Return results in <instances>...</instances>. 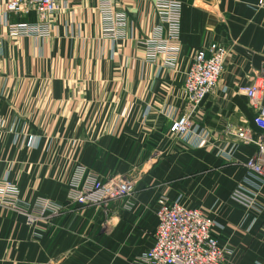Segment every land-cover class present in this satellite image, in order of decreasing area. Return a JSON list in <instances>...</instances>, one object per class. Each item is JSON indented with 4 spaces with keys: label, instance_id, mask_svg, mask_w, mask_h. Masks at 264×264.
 <instances>
[{
    "label": "crops",
    "instance_id": "crops-1",
    "mask_svg": "<svg viewBox=\"0 0 264 264\" xmlns=\"http://www.w3.org/2000/svg\"><path fill=\"white\" fill-rule=\"evenodd\" d=\"M157 0H116L123 32H103L101 0H60L47 36L15 35L16 13L0 0V180L19 198L66 204L32 224L0 205V264H144L156 227L157 199L182 195L215 219L223 264H264V181L246 206L231 197L244 161L264 132L245 95L264 60V6L257 0H179L180 52L168 65L146 60L145 39L159 19ZM223 44L224 68L213 91L191 107L183 94L198 49ZM187 135L170 132L182 115ZM100 178L140 172L132 195L106 212L69 201L76 164ZM197 205V206H195Z\"/></svg>",
    "mask_w": 264,
    "mask_h": 264
},
{
    "label": "built area",
    "instance_id": "built-area-1",
    "mask_svg": "<svg viewBox=\"0 0 264 264\" xmlns=\"http://www.w3.org/2000/svg\"><path fill=\"white\" fill-rule=\"evenodd\" d=\"M116 0H101L103 32L112 38L123 32L124 15L116 10ZM259 7L264 0H257ZM8 11L35 13L32 21L10 26L12 34L47 36L51 31V18L60 8V0H9ZM181 2L179 0H157L156 13L159 23L151 37L144 40L146 60L155 62L160 54L166 64L177 61L180 52ZM226 47L211 42L198 49L186 70L183 94L191 107L201 102L213 91L224 68ZM245 95L253 109V123L264 132V60ZM192 120L184 114L170 125L174 135H187L192 131ZM246 142H254L258 153L247 158L243 166L245 174L235 187L232 198L244 204L252 203L264 181V142L252 141L244 131L237 134ZM134 180L127 176H111L103 179L92 169L78 165L74 168L69 201L78 206L106 205L128 197L133 192ZM0 205L24 214L27 224H32L47 213H58L64 209L61 203L39 199L32 204L20 200L17 188L8 180H0ZM157 224L150 249L142 255L144 264H223L231 250L219 244L214 227L215 220L200 208L183 205L179 200L161 196L155 210ZM229 249V250H228Z\"/></svg>",
    "mask_w": 264,
    "mask_h": 264
},
{
    "label": "rangeland",
    "instance_id": "rangeland-1",
    "mask_svg": "<svg viewBox=\"0 0 264 264\" xmlns=\"http://www.w3.org/2000/svg\"><path fill=\"white\" fill-rule=\"evenodd\" d=\"M78 165H83L82 163H78V164H76L75 165V167L76 166H78ZM84 166V165H83ZM74 167V168H75ZM89 168V167H88ZM91 169V168H90ZM93 170V169H92ZM140 172H133V173H129L127 176H129V177H131L135 182H134V187H133V192L131 193V195L134 193V191H135V188H136V181L139 179V176H140ZM117 176H120V175H117ZM109 178V177H108ZM70 181H71V178H70ZM70 181H69V184H70ZM17 188V187H16ZM235 189V188H234ZM233 191L234 190H232V192H231V197H232V193H233ZM17 194H19V191H18V188H17ZM176 200H179L183 205H185L186 206V204L184 203V200H183V196L182 195H177V197L175 198ZM175 199H173V200H175ZM233 199V198H232ZM21 201H23V202H26V203H28V204H32V203H34L35 201H37V200H35L34 202H27V201H24V200H22V199H20ZM39 200V199H38ZM158 200V199H157ZM170 200V199H169ZM52 201V200H51ZM116 201V200H115ZM54 202H56V201H54ZM112 202H114V201H112ZM117 202H118V200H117ZM58 203H61L63 206H64V208L66 207V204L65 203H63V202H58ZM240 203H242V202H240ZM254 202H250V203H248V205L247 204H244V203H242V204H244V205H246V206H250V205H252ZM110 202L108 203V204H106V205H96V206H89V207H85V206H77V210H80V211H82V212H85V211H88V212H90V211H95V213L96 212H99V211H103V212H106V211H108L109 210V207H110ZM195 206H197V205H195ZM188 207H190V206H188ZM192 208H200V206H198V207H192ZM201 209V208H200ZM64 210V209H63ZM202 211L204 212V213H206L203 209H202ZM207 214V213H206ZM209 215V214H208ZM210 216V215H209ZM210 217H212V216H210ZM213 218V217H212ZM214 219V218H213ZM215 220V219H214ZM156 224H157V222H156ZM156 228V227H155ZM215 228V227H214ZM154 234H155V231H154ZM217 236V235H216ZM153 240H154V238H153ZM153 243V242H152ZM220 244V243H219ZM151 246H152V244H151ZM151 246L148 248V249H150L151 248ZM221 247H223V248H226V246H224V245H220ZM228 248V247H227ZM147 249V250H148ZM146 250V251H147ZM229 250V249H228ZM145 251V252H146ZM231 253V252H230ZM227 259V257L226 258H224V260H226ZM224 263V262H223Z\"/></svg>",
    "mask_w": 264,
    "mask_h": 264
}]
</instances>
